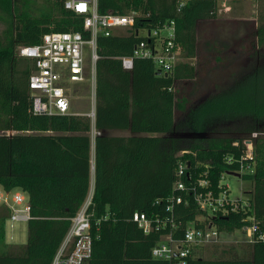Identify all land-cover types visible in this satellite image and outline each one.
<instances>
[{"label":"trees","instance_id":"16d2710c","mask_svg":"<svg viewBox=\"0 0 264 264\" xmlns=\"http://www.w3.org/2000/svg\"><path fill=\"white\" fill-rule=\"evenodd\" d=\"M64 1L0 0V187L21 190L30 206L27 238L20 247L5 240L9 209L0 205V264H51L70 218L89 192L91 173L92 246L83 264H168L151 256L152 247L163 234L179 239L189 226L205 224L206 219H196L207 213L194 193L210 190L217 196L226 189L220 180L239 173L242 140L252 132H257L254 159H242L250 168L239 173L252 184L249 206L211 217L218 231L256 223L252 241L245 254L234 250L227 258L197 255L201 246L187 264H264V12L233 45L207 28L217 0H188L179 10V0H97L101 14L139 15L124 32L96 37L91 122L86 114L34 113L28 88L34 61L15 51L50 31H79L89 38L83 16L66 9ZM171 18L176 27L171 50L194 62L175 63L164 75L151 58L134 57L132 68L124 69L120 57L148 39L142 31ZM231 66L238 67L231 79L213 87L210 74ZM92 128L97 133L91 162ZM114 129L130 134L106 133ZM180 162L187 166L178 176ZM176 181L183 190L174 188ZM172 194L181 202L170 213L165 206ZM135 211L164 220V226L145 234L130 220Z\"/></svg>","mask_w":264,"mask_h":264},{"label":"built area","instance_id":"2783aa9c","mask_svg":"<svg viewBox=\"0 0 264 264\" xmlns=\"http://www.w3.org/2000/svg\"><path fill=\"white\" fill-rule=\"evenodd\" d=\"M188 0H179L177 10ZM97 0H65L63 6L75 13L83 16V28L89 31V38L85 39L79 31H50L44 33L40 41L31 45H18L15 49L16 54L21 57L30 58L34 61V69L28 78V88L31 92V110L34 113L43 114H67L70 111V98L68 96V87L61 81L67 79L70 82H81L87 75L86 63L84 60V47H87L89 60L91 62L90 74L92 85L95 86V61L96 37L99 33L104 35L111 34L119 27H128L133 24L137 11H131L127 14H118L107 12L101 14L97 11ZM176 33L174 19L166 20L162 25L152 29H145L142 34L146 36L147 41L137 43L130 55L121 56V65L124 69L132 68L134 57L151 58L159 74L168 73L175 64L176 51H172ZM150 38L152 44H149ZM94 120V112L91 114V122ZM93 135L97 133L93 128ZM93 136V137H94ZM257 132H252L249 137L242 140L243 150L237 158L239 161V173H243L250 167H243L242 159L253 161V141ZM233 145H238L235 140ZM186 152L182 150L181 153ZM232 157L229 156L228 161ZM185 162L178 164L176 174L182 175L186 168ZM197 184L205 185V180H198ZM175 189H184L181 181H176ZM226 189H223L217 196L208 190L205 193L195 192L194 199L196 204L204 211L207 216L203 226H189L183 233L182 238H173L171 233L161 235L160 241L152 247L151 256L155 259H164L168 264H187L189 257H194V251L201 246L212 244L219 241V233L213 218L218 212L226 214L229 211L237 212L249 206L248 197L246 200L240 198L231 199ZM93 183L89 192L76 211L70 218L71 224L66 232L61 245L56 251L51 264H83L91 254L92 233H91V215L89 206L91 203ZM195 190V187L192 188ZM157 201H160L159 199ZM181 202L180 195H170L166 199L165 210L172 213L175 203ZM0 205L9 209L8 218L11 221L28 220L30 218V206L27 196L21 190H4L0 187ZM199 216V215H198ZM197 220L203 221L199 217ZM252 219V216L249 217ZM130 220L134 221L138 227L146 234L154 227L156 229L164 226V220L155 218L150 219L144 212L135 211ZM171 221V220H170ZM172 226H175L172 224ZM258 225L252 223L250 226H243L252 241L251 236L257 230ZM264 237V232L261 234Z\"/></svg>","mask_w":264,"mask_h":264},{"label":"rangeland","instance_id":"374dc122","mask_svg":"<svg viewBox=\"0 0 264 264\" xmlns=\"http://www.w3.org/2000/svg\"><path fill=\"white\" fill-rule=\"evenodd\" d=\"M39 3L35 5L37 7ZM34 12V11H33ZM264 12V0H217L215 17L208 20L209 28L213 29L216 34L231 44H236L243 36L249 23L255 21ZM3 22L0 20V33L3 29ZM124 27H119L114 32H124ZM84 60L86 63L87 75L81 82H70L63 79L61 83L68 87V96L70 98V111L72 112H86L91 119V114L94 112V86L92 85V78L90 74L91 62L87 47H84ZM188 62L193 63L194 60L187 57L186 54L180 50L176 51L175 63ZM238 70L237 66H231L225 71H213L210 74L213 81V87L222 86L223 83L229 81L231 77ZM192 82V80H191ZM191 84L188 83V86ZM212 87V88H213ZM93 128L89 132L91 150L90 158L93 161V144L94 135ZM107 134L129 135L128 130H108ZM93 182V174L91 173L90 186ZM220 182L227 185L228 196L231 199L240 198L246 200L249 191L252 188L251 181L233 174H223ZM200 219L201 215L198 216ZM5 240L7 243L17 246H23L27 238V220L11 221L6 218L4 223ZM249 237L246 234L243 226L236 228L231 232L225 230L220 231L219 241L203 246L196 254L205 258H227L233 255L234 250H240L241 254H245L248 247ZM240 254V255H241Z\"/></svg>","mask_w":264,"mask_h":264},{"label":"crops","instance_id":"0c3cea01","mask_svg":"<svg viewBox=\"0 0 264 264\" xmlns=\"http://www.w3.org/2000/svg\"><path fill=\"white\" fill-rule=\"evenodd\" d=\"M207 23H208V20H207ZM209 29V27H207ZM71 113H76V114H86V112H80V113H77V112H72ZM116 130V129H114ZM109 135H119V134H109ZM119 136H127V135H119ZM248 243H250V241H248ZM248 252V251H247Z\"/></svg>","mask_w":264,"mask_h":264},{"label":"water","instance_id":"95a60500","mask_svg":"<svg viewBox=\"0 0 264 264\" xmlns=\"http://www.w3.org/2000/svg\"><path fill=\"white\" fill-rule=\"evenodd\" d=\"M164 75H167V73H164ZM197 136H204L203 134H201V133H199V134H197ZM228 174H233V175H236V176H240V174L239 173H237V172H230V173H228Z\"/></svg>","mask_w":264,"mask_h":264}]
</instances>
